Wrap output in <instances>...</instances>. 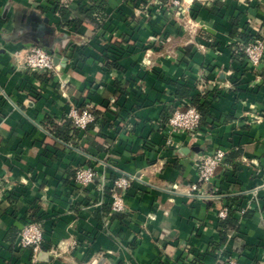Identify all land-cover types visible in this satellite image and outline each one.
<instances>
[{"label":"crops","instance_id":"0c3cea01","mask_svg":"<svg viewBox=\"0 0 264 264\" xmlns=\"http://www.w3.org/2000/svg\"><path fill=\"white\" fill-rule=\"evenodd\" d=\"M48 1L0 0V264H218L220 254L264 264V62L241 61L231 35L237 16L239 33L264 27V0H107L97 32L88 21L63 26ZM31 45L55 52L57 75L18 65L15 53ZM176 83L211 108L198 137L175 134L168 145ZM83 102L98 120L71 142L45 127ZM219 148L227 166L203 187L219 193L189 197L198 157ZM86 166L97 176L81 189L73 176ZM120 172L142 180L124 193L127 212L113 213ZM226 205L238 208L239 227L223 236ZM28 221L43 224L45 261L18 248Z\"/></svg>","mask_w":264,"mask_h":264},{"label":"built area","instance_id":"2783aa9c","mask_svg":"<svg viewBox=\"0 0 264 264\" xmlns=\"http://www.w3.org/2000/svg\"><path fill=\"white\" fill-rule=\"evenodd\" d=\"M62 5L75 7L77 0H58ZM185 0H172L170 5L174 8H180ZM157 4L161 3L157 1ZM252 40L244 47L245 61L251 66L257 67L264 62V27L258 28L253 34ZM1 52V46H0ZM18 65L26 71L32 73L46 74L55 76L59 73L61 66L55 61V52L46 50L37 45H31L15 53ZM94 106L87 104L82 108L72 106L69 109L67 117L73 122L74 126L85 131L88 126L96 121L93 113ZM202 128V116L196 107L191 104H181L176 107L165 126L167 144L173 145L175 134H188L198 137ZM227 151L224 149H215L212 152L200 155L195 163L198 173V182L190 186L188 196L208 200L216 197V193H208L203 187L215 183L220 178L221 173L225 170ZM97 173L91 166L80 167L76 170L74 177L75 186L86 189L92 185L96 179ZM141 181L142 177L137 175L125 174L120 172L119 176L113 182V192L111 194V209L113 213L127 212L128 208L124 200V193L131 187L132 182ZM257 187L251 191L254 198L258 196ZM217 190V189H216ZM5 193L0 189V200L4 198ZM231 207L224 206L221 208L217 217L225 220L229 216ZM250 207L241 208L239 214H245ZM44 227L41 222L28 221L24 224L18 241L20 250H31L34 256V263L38 262V254L43 249ZM218 264H240L235 258L227 254H220Z\"/></svg>","mask_w":264,"mask_h":264},{"label":"trees","instance_id":"16d2710c","mask_svg":"<svg viewBox=\"0 0 264 264\" xmlns=\"http://www.w3.org/2000/svg\"><path fill=\"white\" fill-rule=\"evenodd\" d=\"M159 1L162 7H169L172 0H157ZM50 9L54 14H58L60 17V23L63 26H76L77 28L82 25L85 21H88L92 25L95 26V31L103 27V25L106 23L108 19V13L106 12V5L107 0H101L99 3L92 2L91 4H84L82 0H79L75 7H67L62 5L58 0H49L48 1ZM144 3H147L146 1ZM133 4V3H132ZM134 5V4H133ZM241 16H237L232 20V31L231 35L233 37H237L239 39L238 46L236 50V56L241 59V61H245V54L243 52L244 47L252 40L253 34H244L238 32L239 27V20ZM153 20H149L148 22H155L158 21L157 18L152 16ZM101 37L105 38L104 35H101ZM69 47V46H68ZM105 61H108L110 59V54H107L105 57ZM37 74V73H36ZM43 77H48L46 74H41L39 78L43 79ZM177 92H176V99L180 101V104H191L192 106L196 107V109L200 112L202 116V124L204 119L209 115L211 104L208 100L205 98H202L199 94L192 93V90H194L191 86L188 84H179L176 83ZM194 92V91H193ZM85 106V103L83 102L78 106V108H82ZM176 109L175 106H170L166 116L164 118V121L167 122L169 118L171 117L172 113ZM93 113L96 116V121L88 126L86 130H89L98 120V112L93 110ZM51 134L64 141V142H71L74 140L78 134L80 133V130H78L73 122L67 118L64 123L56 124L54 121H47L45 126ZM76 173V172H75ZM75 177V174L73 178ZM75 185V184H74ZM217 192L219 193V189H217ZM237 202V199L234 201ZM238 209V208H237ZM237 209L231 208L229 212V216L227 219L221 221L222 229L224 230L222 232V235L225 236L226 232L229 229H238L239 223L235 217Z\"/></svg>","mask_w":264,"mask_h":264},{"label":"water","instance_id":"95a60500","mask_svg":"<svg viewBox=\"0 0 264 264\" xmlns=\"http://www.w3.org/2000/svg\"><path fill=\"white\" fill-rule=\"evenodd\" d=\"M56 63H59L58 58H55ZM39 259L42 261H45L47 259V254L45 252H40L39 253Z\"/></svg>","mask_w":264,"mask_h":264},{"label":"rangeland","instance_id":"374dc122","mask_svg":"<svg viewBox=\"0 0 264 264\" xmlns=\"http://www.w3.org/2000/svg\"><path fill=\"white\" fill-rule=\"evenodd\" d=\"M137 6H139V8H140V5H137ZM152 5H150V3H148V5L147 6H145L146 8H147V10H146V13H149L148 14V17L147 18H149L150 20H153L152 19V14H151V10H150V7H151ZM143 10V9H142Z\"/></svg>","mask_w":264,"mask_h":264}]
</instances>
